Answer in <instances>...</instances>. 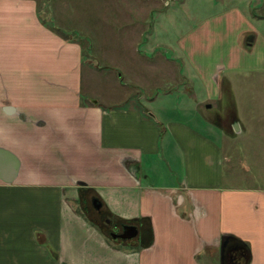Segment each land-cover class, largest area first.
<instances>
[{"label": "crops", "instance_id": "0c3cea01", "mask_svg": "<svg viewBox=\"0 0 264 264\" xmlns=\"http://www.w3.org/2000/svg\"><path fill=\"white\" fill-rule=\"evenodd\" d=\"M70 1L46 0L45 15L41 0H0V264H222L228 237L248 247V264H264V189L230 182L203 107L207 126L83 98L84 71L95 70L84 40L66 29L78 15ZM158 1L92 0L113 32L133 20L125 34L137 46ZM153 57L177 83L185 78ZM129 75L143 91L159 80ZM82 186L101 201V217L82 203ZM108 218L135 221L136 234L111 239Z\"/></svg>", "mask_w": 264, "mask_h": 264}, {"label": "rangeland", "instance_id": "374dc122", "mask_svg": "<svg viewBox=\"0 0 264 264\" xmlns=\"http://www.w3.org/2000/svg\"><path fill=\"white\" fill-rule=\"evenodd\" d=\"M45 2L40 9L47 15ZM70 2L78 3V15L65 21L66 29L84 40L86 66L95 70L84 71L83 98L93 95L104 106L135 105L161 120L165 110L192 125H205L197 110L203 107L212 136L228 157L225 174L235 176L230 182L264 189V0H159L139 46V39L131 41L133 20L113 32L114 23L97 19L92 0ZM154 54L176 63L185 78L177 83V72L157 69L162 65ZM140 58L150 65L140 67ZM127 72L159 80L143 91Z\"/></svg>", "mask_w": 264, "mask_h": 264}, {"label": "trees", "instance_id": "16d2710c", "mask_svg": "<svg viewBox=\"0 0 264 264\" xmlns=\"http://www.w3.org/2000/svg\"><path fill=\"white\" fill-rule=\"evenodd\" d=\"M56 33H61L62 32L59 29H53ZM231 103V106L229 107V110L231 107H234L233 103ZM209 117V115H205V118ZM207 119V118H206ZM213 123L214 118L209 119ZM91 191L89 189H86L85 186H82L80 188V198L81 201L84 200L85 197H87V193H90ZM119 222H125V221H119ZM135 224V221L129 222ZM250 260V254H249V249L248 247L238 241L235 238L228 237V244L225 247L224 250V263L225 264H248Z\"/></svg>", "mask_w": 264, "mask_h": 264}, {"label": "flooded vegetation", "instance_id": "af4514ba", "mask_svg": "<svg viewBox=\"0 0 264 264\" xmlns=\"http://www.w3.org/2000/svg\"><path fill=\"white\" fill-rule=\"evenodd\" d=\"M94 197L95 196L85 197L84 200H82V203L90 208L87 210L91 212L94 216L101 217L104 213L103 205L99 210H96L92 204V199ZM103 223L104 224H102V229L105 230V232H107V234L111 239H115L116 241H122V238L120 236L124 234L123 231L124 226H134L133 223L113 221L109 218L104 220Z\"/></svg>", "mask_w": 264, "mask_h": 264}, {"label": "water", "instance_id": "95a60500", "mask_svg": "<svg viewBox=\"0 0 264 264\" xmlns=\"http://www.w3.org/2000/svg\"><path fill=\"white\" fill-rule=\"evenodd\" d=\"M233 130H234V132H238L239 131V124H238L237 121L233 123ZM6 155H8V154H6ZM17 166H18V163L16 161L15 167H14V170H13V174L16 172ZM92 204H93V207L96 210H99L102 207V203H101V201L97 197H94L92 199ZM123 231H124V234L120 236L123 239L131 238V237H133L136 234V228L133 227V226H124L123 227ZM227 244H228V238H223V244H222V251H223V253H222L223 254L222 255V264H225L224 263V250H225V247H226Z\"/></svg>", "mask_w": 264, "mask_h": 264}]
</instances>
